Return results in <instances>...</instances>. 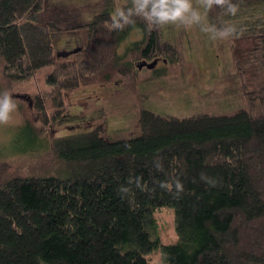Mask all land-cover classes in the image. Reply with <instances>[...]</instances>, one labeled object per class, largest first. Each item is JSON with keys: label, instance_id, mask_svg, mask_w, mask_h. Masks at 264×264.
Here are the masks:
<instances>
[{"label": "trees", "instance_id": "1", "mask_svg": "<svg viewBox=\"0 0 264 264\" xmlns=\"http://www.w3.org/2000/svg\"><path fill=\"white\" fill-rule=\"evenodd\" d=\"M233 2L237 18L204 5L197 23L215 41L229 23L241 24L232 39L253 45L249 64L263 75L251 89L248 73L238 68L237 78L248 79L232 92L240 97L238 109L186 117L142 109L137 135L114 139L101 124L61 136L49 143V162L26 169L0 153V264H153L159 248L164 264H264V0ZM45 3L0 0V102L15 95L26 154L38 134L66 117V92L111 86L116 78L136 87L139 60L173 68L184 61L174 23L146 18L134 2L121 7L127 16L118 18L121 27L111 26L110 10L99 13L85 26L80 58L59 59L58 30L30 29L39 26ZM132 35L141 39L120 54ZM166 71L154 69L150 78ZM40 75L47 88L36 91ZM164 207L175 210L176 244L162 245L158 236L155 212Z\"/></svg>", "mask_w": 264, "mask_h": 264}, {"label": "rangeland", "instance_id": "2", "mask_svg": "<svg viewBox=\"0 0 264 264\" xmlns=\"http://www.w3.org/2000/svg\"><path fill=\"white\" fill-rule=\"evenodd\" d=\"M130 2L134 0H46L43 13L36 18L39 26L30 29H35L37 33L47 28L58 30L54 54L62 60L78 59L88 42L89 35L85 26L102 11L108 9L114 13ZM192 4L193 11L200 14L198 21H192L189 13L185 19L171 22L176 26L173 33L179 37L184 49L179 50L184 59L181 67L173 68L158 59L154 69L165 67L167 73L159 79H151L154 69H139L138 66L145 61L139 60L136 63L139 84L136 87H124L121 79L116 78L111 86L99 84L66 92V117L51 125L45 133L38 134V141L29 154L23 153L25 125L15 105L7 121L0 122V153L5 157L4 160L15 169H26L25 164L32 166L34 163L40 165L49 162L52 152L48 151V146L54 139L101 124L108 127L110 137L114 139L133 137L139 132L142 109L177 117L203 111L220 115L233 114L240 106V97L232 92L243 87L246 84L244 80L248 79L250 88H254L263 75L252 63L249 64L253 45L249 41L221 37L215 41L210 35L204 36L197 23L203 18L204 0H192ZM136 39L140 40L141 36L132 35L123 43L119 53H125L129 44ZM238 68L246 70L248 79L237 78ZM45 77L40 75L37 78L34 90L47 88ZM2 83L3 67L0 64ZM21 94L26 93L16 95ZM29 114L34 118L33 111H29ZM35 123L39 126L36 118ZM155 219L161 244H176L179 237L175 210L160 208L155 212ZM151 261L153 264H164L160 248L158 253L151 256Z\"/></svg>", "mask_w": 264, "mask_h": 264}, {"label": "clouds", "instance_id": "3", "mask_svg": "<svg viewBox=\"0 0 264 264\" xmlns=\"http://www.w3.org/2000/svg\"><path fill=\"white\" fill-rule=\"evenodd\" d=\"M204 5L207 9L218 6L224 9L225 15L233 18H237L240 12L239 3H234L233 0H204ZM134 8L136 12L143 14L146 18L150 20L155 19L161 24L183 20L189 13H191L192 21H198L201 18L199 13L193 11L192 0H134ZM118 18H123L127 22L125 12L117 9L111 14L112 27H121ZM212 30L216 31L214 28ZM242 31V25L240 24L238 27L233 22L219 30L218 35L221 38H234L239 36ZM13 108H15V105L12 102L11 96L6 94L5 99L0 102V122L7 121L9 112ZM201 177L203 178L204 175L202 174ZM208 183L214 184V181L209 180ZM176 189L177 192L183 190L179 182L176 183Z\"/></svg>", "mask_w": 264, "mask_h": 264}, {"label": "water", "instance_id": "4", "mask_svg": "<svg viewBox=\"0 0 264 264\" xmlns=\"http://www.w3.org/2000/svg\"><path fill=\"white\" fill-rule=\"evenodd\" d=\"M158 64V61L155 60L153 63H148V62H143L141 63L138 68L142 69L144 67L148 68V69H154L156 67V65Z\"/></svg>", "mask_w": 264, "mask_h": 264}, {"label": "flooded vegetation", "instance_id": "5", "mask_svg": "<svg viewBox=\"0 0 264 264\" xmlns=\"http://www.w3.org/2000/svg\"><path fill=\"white\" fill-rule=\"evenodd\" d=\"M143 62H148V61H147V60H145V61H143ZM143 62H142V63H143ZM158 62H159V61H158ZM148 63H149V62H148Z\"/></svg>", "mask_w": 264, "mask_h": 264}]
</instances>
